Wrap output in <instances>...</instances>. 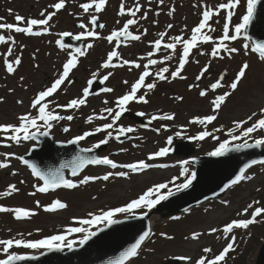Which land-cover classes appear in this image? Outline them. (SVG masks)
I'll list each match as a JSON object with an SVG mask.
<instances>
[{
    "label": "snow or ice",
    "instance_id": "1",
    "mask_svg": "<svg viewBox=\"0 0 264 264\" xmlns=\"http://www.w3.org/2000/svg\"><path fill=\"white\" fill-rule=\"evenodd\" d=\"M261 0H246L244 14L238 18L237 23L233 24V17L235 15V10L238 6H241L242 0H227V2L220 3L218 7H208L206 4L203 5L202 11L199 13V22L196 26L191 28V34L187 38L184 35H174L168 36L167 31H161L157 34V39L149 42L151 46V51L147 53V56L139 57V60H146V63H138L135 60H121L118 51L114 47L111 51L107 53L106 60L100 65L102 69H111L116 67H125L127 66L129 71L132 69H142L138 79L130 85L129 91L125 94L117 97L114 101L115 107H105L101 109L100 114L89 115L85 123L92 124L94 120H105L110 122L104 123L102 125L96 126L94 130L85 131L81 135H76L73 139L67 141L68 144H79L81 141H84L90 136H94L98 133H106L104 138L100 139L97 143L93 144L91 148L80 149V152H92L94 149H99L102 145L109 143L110 139H115L118 142L121 141V137H129V133L136 131L133 127H124L117 126V122L121 119L123 114L128 110V105L130 103H149L146 96L148 92L153 91L157 87L158 82H168L171 83L173 80H185L186 77L182 75V72L185 70V66L190 62L191 56L193 55V50H196L200 55H206L209 58L208 63H206L200 70L198 75L195 76V81L199 82L202 79L206 78V74L209 73L212 60H223L225 55L229 59L232 58V54L238 53L240 49L236 47H230L232 42L237 41L242 36L245 40H248L247 29L252 23L254 15L256 13L257 5ZM107 0H90V2H82L79 4V8L82 10L83 14H88L90 19L87 23L81 21L76 24V28L82 30L79 33H72L65 31L59 33V39L56 40V45L59 49L65 50L69 46L64 42L65 37H70L73 40L81 41L86 38L92 39H105L109 44H112L114 41L117 45L121 39L124 41H141L142 36L147 35V29H144L139 34H134L131 30L133 26L138 25L140 20L147 19V13L144 12L143 6L139 3V0H135L133 7H128L122 0L117 16L119 17H129L128 19L121 21L117 20L116 23L120 24L119 29L111 31L110 35L106 37H100L97 29L105 28V25L98 23V16L94 13H101L106 10ZM165 0H158L159 5H163ZM66 0H58V2L49 5L48 7L52 11L45 9L39 13L40 18H25L20 15H15L16 23H2L0 22V31L6 33H15L23 34L28 37H39L41 35L50 34L49 29L51 28V21L57 14L65 8ZM174 8L170 9L167 12L169 17L173 16ZM138 13H142L137 17ZM160 13L157 11L156 15ZM9 15H12L11 10H9ZM71 15V13H70ZM214 17H219V20L214 21ZM4 18H0L2 21ZM222 21V34L219 38H214L212 33L216 32L217 29L213 27V23H221ZM155 24L156 22L153 21ZM174 27L173 24H168L167 29L171 30ZM185 29H182L181 32H184ZM167 37V40H166ZM0 45H6V49L3 52H0V57H2V68L8 76L15 74L22 64V53L23 45L19 46V53L17 54V42L13 35H2L0 34ZM211 45L210 51L203 50V46ZM93 47L92 43H87L85 49L75 48L69 54L67 60L62 64V70H58L53 81L50 82V86H45L43 89L35 93L34 97L30 101V109L35 110V115L32 111H26L17 116L18 123L12 124H0V147H11L13 144L19 145L22 141H32L36 140L37 136H48L51 128L53 127V122L59 123L60 121H72L74 119L73 115H61L59 110L62 111H71L79 110L81 106L87 104V98L89 95L94 94L92 92V85L95 80L98 78V72L92 73V78L87 81V87H84L82 90V95L78 98H73L69 100L66 104H59L55 100L50 99L61 90V86L73 83L69 78L73 70L78 66L79 58L86 55L87 49ZM244 55L249 53V43H244L242 45ZM252 53H258L259 59L261 62H264V43H253L250 48ZM171 53V54H169ZM178 53V64L175 67V70L170 71L168 66L159 67L155 72L151 71L154 66L157 65H166L168 61L172 60L174 56ZM161 54L162 59H154L153 56ZM120 60V63H113V60ZM33 59H35V54H33ZM199 63V61H196ZM38 67V65H35ZM250 65L248 62H243L238 70L235 72L234 78L225 85L224 81L227 77L226 72H221L218 74L214 82L206 85L204 88L200 89L198 95L201 98L209 100V105L211 112L213 114L206 115L204 117H196L189 121L190 124H198L201 126H207L212 124L213 121L217 119V114L222 109V106L225 104L226 100L233 95L238 90L240 83L246 78L247 71ZM166 75V74H169ZM112 75L111 72H108L107 75H104L99 79L100 84H104L105 81L109 79ZM152 78V82L146 83V81ZM19 80L23 82L24 77L20 76ZM125 84L128 81H124ZM24 86L23 84L21 85ZM198 84L189 85V90L193 87H198ZM227 87L229 90L225 91L223 94H217V91L221 88ZM142 89H146L143 94L138 95ZM14 89H9V93L14 92ZM103 93H111L114 89L110 87H104L102 89ZM210 93L214 94V98L210 97ZM177 100H183V97H176ZM3 102V98L0 97V103ZM17 104H23L22 100H17ZM103 103L108 105L110 102L104 100ZM55 105V107H52ZM106 113V115H105ZM137 116H144L145 113L137 112ZM174 114L163 113L159 115H152L148 121L151 124L153 121H171L174 120ZM251 122V123H250ZM250 126L244 127V125ZM165 131H168L167 125H162ZM43 129V130H42ZM111 130V131H110ZM62 131L68 133L70 131L69 127H63ZM113 131L117 133L113 137ZM157 132L160 129H156ZM215 131H223V128H216ZM239 132V135L236 133ZM254 133H261L258 138L253 137ZM177 137L181 136L180 132L175 133ZM226 135L230 139H225L223 142L219 143V146L215 148L214 151L208 152L207 155L210 157H220L224 156L226 153L231 151H242L244 149H254V148H264V106L259 107V111H252L251 114L247 116L246 119L235 120L233 121V127L230 128ZM212 136L213 139L218 140L219 138L212 135L209 131H201L195 136L184 137L192 141H202L206 137ZM243 140L242 143H237L234 147H230L234 141ZM252 140V142H249ZM7 141V143H5ZM167 144H172V137H168ZM120 151L124 152L127 149H121ZM169 153V148L164 147L158 151L148 155V161H155L158 158L167 156ZM0 157H3V160L0 161V170H6L10 167L9 161L11 159H18L21 163L25 164L29 169H31V175L36 178L38 181L42 182L41 184H34L33 188L35 192H30L29 195H36V193H47L50 189L64 188V189H76L80 185H86L90 182H95L97 180L109 181L113 177H123L127 178L129 173H138L145 169H148L153 166L165 167L166 165L158 164L153 165L149 164L146 161H138L135 163L127 164H118L113 159H110L108 156L102 158L92 157L90 159L84 158L80 155H77L74 158V161L71 166V176L77 177L85 168L86 165H96V166H107L110 169H127L128 171H108L102 176H83V178L78 181L72 179H66L63 173L58 169L56 171H49L47 173L39 171L35 165L28 163L23 159V157L16 156L15 153H4L0 152ZM195 161H192L194 163ZM190 162L184 160L181 162V168L183 165H187ZM264 166V160H252L248 163H245L240 167L238 174L230 181V183L225 184L223 188L220 189L221 192H225L230 189L232 186H235L242 181H250L253 179L252 176L247 175L246 173L254 165ZM67 167V165H61V168ZM11 175L15 176L17 173L13 171ZM183 175V171L181 172ZM195 179V173H192L189 177L185 179V182L180 183L176 186V191H182L187 189L192 181ZM175 178L169 183H174ZM20 183H24L23 180ZM168 188V184L159 183L155 184L152 187L147 188L142 194L137 198L130 200L128 203L123 206L109 209L107 211L101 210L99 214L89 213V218L87 219H78L74 218L73 223L78 225H112L119 223L118 219H115L118 214H124L125 217H132L143 220L149 212L152 211L161 201L167 200L170 196H173L175 193L169 189L167 194H161V190ZM259 191V189H257ZM19 192V189L15 184H10L7 186V190L0 193V196H11L13 193ZM95 199V197H93ZM37 207H41L39 201L36 202ZM222 203L227 204V201H222ZM259 201H254L249 203L247 207L243 209L242 212L238 213V216H244L251 211V216L248 219H238L232 220L222 229L211 228L208 232L209 235L222 231L225 238L228 239V242L219 252V254L213 255L212 258H208V253L212 252L211 248H204L202 251L204 255L200 256L194 262L192 261L191 256H174L173 260L183 261V264H226L228 254L231 251H235L236 238L234 235H231L234 230H247L249 226L254 223L259 222L257 217L264 215V208L254 207V205L259 204ZM67 205L60 200H55L51 205L45 206V212H52L59 209L66 208ZM137 210H141L137 213ZM189 211V209H185ZM207 211V209H206ZM0 213H11L13 214L16 220L26 219L30 216L35 215L36 213L31 210H25L23 208H11L0 205ZM178 219V218H174ZM72 233H85L83 238L79 241L69 240L68 234ZM21 238H9V239H0V248L5 255V258L0 259V264H18L21 261H27L35 259L34 256L20 255L11 252L13 248L16 249H47L48 251H62L64 247H67L69 250L73 249L74 244L78 243L83 246L92 236H95V232L88 231L84 227H68L65 230V234L51 235L49 237L37 240H26L23 237V234H18ZM31 235V233H29ZM154 233L149 227L147 230L143 231L142 234L132 243L127 249L120 253V255L111 262V264H131L133 258L139 255V252L142 248V245L146 240H148ZM164 239L171 240L172 236L167 235L166 233L160 234ZM202 233L193 232L191 237H185V239L198 240Z\"/></svg>",
    "mask_w": 264,
    "mask_h": 264
},
{
    "label": "rangeland",
    "instance_id": "2",
    "mask_svg": "<svg viewBox=\"0 0 264 264\" xmlns=\"http://www.w3.org/2000/svg\"><path fill=\"white\" fill-rule=\"evenodd\" d=\"M56 2L58 0H0V18H4L0 22L16 23L15 15L17 14L25 18H38L41 11L45 9L52 11L48 6ZM82 2L83 0H66L65 8L59 13H82V10L79 8V4ZM86 2H90V0H86ZM121 2L122 0H107L106 10L101 13H117ZM123 2L128 7L132 4L131 0H123ZM224 2H227V0H184L182 6H184V9L191 11L190 13H194L195 10L202 9V5L204 4L214 8ZM245 5L246 0H242L241 6H238L235 10V13H239V17L244 14ZM9 10H11L12 15H9ZM57 17L58 15L50 22L51 27L57 24ZM53 32L54 30L52 28ZM11 35H17L14 38L19 46L23 45L24 53L25 40L22 39L23 34ZM244 43L246 42L241 37L238 40V49H240L238 52V64L241 65L243 62L249 63L250 67L247 76L243 85L236 92L235 97H231V99L233 98L232 103L230 99L228 102L229 106L217 114V119L212 124L205 127L189 123L190 120L196 117H204L213 113L207 107L206 100L195 101L193 94L180 90L186 103L184 102L183 106L175 104L176 106L172 108L173 111L176 108L179 109V112L175 114L178 121L172 125L176 126L172 127L170 131L160 129L158 134H139L138 146L135 148L137 151H133L136 157L132 159L128 157L114 160L118 164L135 163L143 160L153 165L163 164L166 165L165 167L153 166L138 173H129L127 178L113 177L106 182L97 180L86 185H80L76 189L57 190L54 192L48 191L47 193L29 195L30 192H35L33 185H42V182L34 178L31 175V170L25 164L21 163L20 160L11 159L9 161L10 167L6 170H0V193L6 191L7 186L10 184H15L19 192L7 197L0 196V205L11 208H23L25 210H31L36 214L26 219L16 220L11 213H0V239H19L21 236L18 234L21 233L23 234L22 238L26 240L43 239L51 235L65 234V230L68 227H84L88 231H93L97 227L105 224L82 226L73 223L74 218L87 219L89 218V213L99 214L101 210L107 211L123 206L155 184H168V188L161 190V194L166 195L169 189L173 192L176 191V186L185 182V179L191 175L192 168L189 164L183 165V169L181 168V162L187 159L183 157L165 156L155 161H148L147 157L149 154L164 147H168L170 150L171 145L166 143L167 137L171 134L175 135V131L178 130L181 133L179 141L188 142L195 149L190 159L208 156L207 153L214 151L219 146V143L225 139H230L226 133L233 127V121L246 119L252 111L258 112L259 107L264 106V62L260 61L258 53H252L250 51L251 46L248 55H244L245 50L242 47ZM6 47V45H0V52H3ZM23 53L22 65L25 66L27 59L23 58ZM17 54H20L19 50H17ZM0 65H2V57H0ZM223 65L225 66V63ZM19 67L21 68V74L18 73L8 76L2 66H0V97L3 98V102L0 103V124L18 123L17 116L26 111H32L33 115H35V110L30 109V101L35 94L28 91V89L31 85H37V82L32 81L31 83L25 81L23 67L21 65ZM20 76L24 77L23 82L19 80ZM22 84L24 85L23 87L21 86ZM9 89H14L15 91L9 93ZM18 99L22 100L23 104H17L16 101ZM170 101H173V99ZM84 115L83 112L76 114V116L82 119ZM250 123L244 125V127L250 126ZM216 128H223V131L217 132L215 131ZM201 131H209L219 139H213L212 136H208L202 141H192L184 138L195 136ZM236 134L239 135V132ZM260 135L261 133H254L253 137L258 138ZM242 142L243 140H237L230 145ZM249 142H252V140H249ZM35 146H37L35 141H22L19 145L13 144L11 147H0V152L15 153L16 156H21L26 155L30 148ZM2 160L3 157H0V161ZM13 171L17 175H11ZM108 171L127 172L128 170L122 168L113 170L107 166H97L94 168H86L78 178L73 180L78 181L83 176H102ZM182 171L183 175H181ZM247 175L252 176L253 179L250 181H242L234 187L228 193V196L222 200L227 201V204L222 203V201H215L200 208L193 209L187 215L182 216L176 221L154 226V235L150 237L141 249L138 257L131 264H167L168 261L173 260L172 257L174 256H191L194 262L200 256L204 255L202 250L206 247L212 249V252L207 254L208 258L219 254L231 236L226 239L222 231L209 235V230L211 228L222 229L224 225L232 220L250 218L252 209L249 210L247 215H237L249 203L259 201L260 203L254 205V207L264 208V166L251 169ZM173 178H175V182L169 183ZM21 180L24 183H20ZM55 200H60L67 207L52 212H45L44 207L51 205ZM37 201H39L41 207H37ZM140 211L137 210V213ZM122 217H125V215L118 214L115 219ZM257 219L259 222L264 221V215L257 217ZM259 222L252 224L247 230H234L231 235H234L236 238L235 251H231L228 254L226 264H254L259 247L250 253L251 248L255 246V243L259 239L262 243L264 242V225L259 224ZM193 232H200L202 235L195 241L190 238L185 239V237H191ZM161 233H166L172 236L173 239H164L160 235ZM84 234H68V239L79 241L83 238ZM243 249L246 250L245 253L242 252ZM10 251L23 254L30 253L32 249L13 248ZM3 258H5V255L2 252V248H0V259ZM179 264H183V261H179Z\"/></svg>",
    "mask_w": 264,
    "mask_h": 264
},
{
    "label": "flooded vegetation",
    "instance_id": "3",
    "mask_svg": "<svg viewBox=\"0 0 264 264\" xmlns=\"http://www.w3.org/2000/svg\"><path fill=\"white\" fill-rule=\"evenodd\" d=\"M131 1L132 4L130 7H133L135 0ZM139 3L143 6L144 12L147 13V19L140 20L139 24L133 26L131 30L134 34H139L144 29H147V35L142 36L141 41H124L123 39H121L119 45H117L115 41L112 44H109L107 40L102 38H86L81 41H76L71 39L70 37H65L64 42L69 47L65 50L59 49L55 43L56 40L59 39L58 34L65 31H69L74 34L82 31L75 27L76 24L80 23L81 21L87 23L90 19L88 14L83 13H71V15L70 13H58L56 21L57 24L49 29L50 34L41 35L39 37H28L25 35L22 36V39L25 40V51L23 53V58L27 59V61L25 63V66L21 64V67H23V70L25 72V81L31 83L32 81L37 82V85L30 84L31 86L28 89V91L33 94L37 93L45 86H50V82L54 80L58 70H62V64L67 60L72 50H74L75 48L85 49L87 43L93 44V47L91 49H87L86 55L79 58L78 66L70 74L69 78L73 81V83L68 84L66 82L65 85L61 86V90H59L54 95V97L50 98L55 100L57 103L63 105L73 98L80 97L82 95L83 88L88 86L87 81L92 78V73L98 72V78L94 81L92 85V92L94 94L89 95V97L87 98V104L85 106H81L79 110H71L67 112L59 109L57 110L60 112L61 115L74 116L75 114V116L72 121H60L59 123L53 122V127L50 130L49 136L54 142L65 144L68 140L73 139L76 135H81L85 131L94 130L96 126L110 122V119L108 121L94 120L92 124H87L85 123V120L89 115L100 114L101 109L105 107H115V99L129 91L130 85L134 83L136 79H138V76L142 69H132L131 71H129L127 66L116 67L111 69L100 68V65L106 60L107 53L109 51H111L115 47L119 53L121 60H135L141 64L146 63V60H139L138 58L142 56H147V53L151 51V46L149 42L157 39V34L159 32L167 31L169 37L174 35H184L185 38H187L191 34V28L198 24L199 13L203 9L202 5V9L195 10L194 13H190L191 11L184 9V6H182L184 4V0H165V3L163 5H159L158 0H139ZM173 8L175 9L173 16L169 17L167 15V12ZM157 11L160 13L159 15H156ZM94 14L97 15L99 18L98 23H102L105 25V28L97 29L100 37H106L110 35L111 31L119 29L121 25L116 23L117 20L124 21L129 18L127 16L119 17L117 16V13ZM141 14L142 13H138L137 17H139ZM38 18H40L39 15ZM238 18L239 13H235L233 17V24L239 22ZM215 20H219V17H214V21ZM153 21H155L156 23L154 24ZM212 23L213 27L217 29V31L212 33V35L214 38H219L222 34V21L221 23ZM168 24H173L174 27L171 30H168ZM52 28L54 30L53 33ZM182 29H185V31L181 32ZM0 34L7 36L9 34L15 33H6L0 31ZM238 40L232 42L230 44V47L238 48ZM210 48L211 45L203 46V50L205 51H210ZM17 50H19V44H17ZM33 54H35V59H33ZM224 55L225 59L223 60H212L209 73L206 74V78L197 82L195 81V76L198 75L199 70L206 63H208L209 58L206 55H200L196 50H193V55L191 56L190 62L185 66V70L182 72V75H184L186 79L173 80L171 83H168L166 81L158 82L156 89L151 92H148L146 96V99H148L149 103H130L127 106L128 110L117 122V126L133 127L136 129V131L128 134L129 137H132L131 139L127 137H121L122 142H118L114 138L110 139L108 144L102 145L99 148L101 149V153L99 154L100 157L102 158L104 156H108L110 159L113 160L124 159L128 157L131 159L135 158L136 155L133 154V151H137V149L135 148L136 146H138L139 134H158L159 132H157L156 129H163L162 125H167L169 129L168 131H170L172 127H175L176 125H172L176 124V122L178 121L176 117L174 120L171 121H153L151 123V127L147 129L138 128L136 123V118L138 117L136 113H145V115L141 116V118L146 122L149 121L152 115L170 113L174 114L175 116V114L179 112V109L176 108L173 111L172 108L176 106L175 104H180V106H183L185 102V98H183V100L176 99V97H183L180 90L193 94L195 101L206 100L207 107L211 109L209 105V100L199 97L198 93L200 89L214 82L218 74L221 72L227 73V77L224 81L225 85H227L234 78L235 72L241 66L238 64V53L232 54L231 59L227 57V54ZM152 58L162 59L163 57L161 54H157ZM196 61H199V63H196ZM113 63L118 64L120 63V60L114 58ZM224 63L225 66L223 65ZM177 64L178 53L176 56L173 57L172 60L168 61L166 65L154 66L151 71L155 72L159 67L162 66H168L170 68V71H172L175 70ZM35 65H38V67H36ZM20 69L21 68L19 67L15 74H21ZM108 72H111L112 75L107 81L104 82V84H100L99 79L102 78L104 75H107ZM166 75L170 76V73ZM244 80L240 83L238 89L243 85ZM124 81H128V83L125 84ZM149 82H152V78H149L146 81V83ZM191 84H198L199 86L193 87L191 90H189V85ZM104 87H110L114 89V91L111 93H103L102 89ZM228 90L229 89L227 87L221 88L217 91V94H223L225 91ZM145 91L147 90L142 89L141 92L138 93V95L143 94ZM236 92L233 93V95L226 100L225 104L222 106V109L220 111L226 109L229 106L228 102L231 97H235ZM209 95L210 97L214 98V94L210 93ZM233 98L231 99V103ZM171 99H173V101H170ZM104 100H108L110 103L108 105H105L103 103ZM168 104L170 105L168 106ZM52 107H55V105H52ZM78 112H83L85 114L83 119L79 116H76ZM63 127H69L70 131L68 133H64L62 131ZM177 132L179 131H175V133ZM105 135L106 133L102 132L94 136H90L84 141H81L79 144H77V146L80 149L91 148L93 144L97 143L100 139L104 138ZM116 135L117 133L113 131V137H115ZM170 136L172 137V140L175 141V143L180 142V138L176 135L171 134ZM121 149H127V151L122 152L120 151Z\"/></svg>",
    "mask_w": 264,
    "mask_h": 264
},
{
    "label": "water",
    "instance_id": "4",
    "mask_svg": "<svg viewBox=\"0 0 264 264\" xmlns=\"http://www.w3.org/2000/svg\"><path fill=\"white\" fill-rule=\"evenodd\" d=\"M247 36V41L252 44L264 43V0L257 5L253 21L247 29ZM136 120L140 128L150 125L140 116ZM35 141L37 147L31 148L21 157L44 173L59 169L65 178L67 175L75 178L71 176V166L77 155L90 159L97 157L98 153V151L80 152L76 144L54 143L49 136L38 135ZM168 154L189 158L194 154V150L188 143H181L175 145ZM252 160H264V148L231 151L220 157L204 156L190 160L191 174L195 173L192 184L187 189L175 191L173 196L161 201L143 220L132 217L119 218V223L104 225L94 230L96 235L83 246L76 243L72 250L67 247H64L62 251L34 250L20 255L34 256L35 259L21 261L18 264H111L149 227L153 231L154 226L176 220L174 218H179L193 209L224 200L228 193L240 183L225 192H221L220 189L230 183L238 174L240 167ZM192 161L195 162L192 163ZM61 165H67V167L61 168ZM89 166L95 165H86L83 171ZM258 166L262 165H254L251 169ZM185 209L189 211L186 212ZM148 240L144 242L142 248ZM167 264H179V261L171 260ZM254 264H264V243L257 252Z\"/></svg>",
    "mask_w": 264,
    "mask_h": 264
},
{
    "label": "trees",
    "instance_id": "5",
    "mask_svg": "<svg viewBox=\"0 0 264 264\" xmlns=\"http://www.w3.org/2000/svg\"><path fill=\"white\" fill-rule=\"evenodd\" d=\"M258 220V219H257ZM259 224H263L264 225V221H262V222H259ZM264 237V236H263ZM256 240V239H255ZM261 244H262V241L259 239L256 243H255V246H253V248H251V251H250V253H252V252H254V250H255V248H257V247H260L261 246ZM243 253H245L246 252V250L245 249H243V251H242ZM241 258V257H240ZM239 260V259H238ZM236 264H239V263H236Z\"/></svg>",
    "mask_w": 264,
    "mask_h": 264
}]
</instances>
